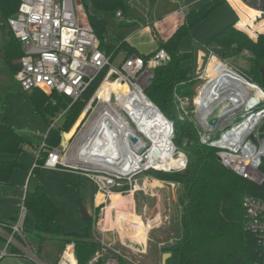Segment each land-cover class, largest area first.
Segmentation results:
<instances>
[{"label": "trees", "instance_id": "obj_1", "mask_svg": "<svg viewBox=\"0 0 264 264\" xmlns=\"http://www.w3.org/2000/svg\"><path fill=\"white\" fill-rule=\"evenodd\" d=\"M98 41V47L111 61L120 52L125 58L137 55L126 41L115 37L116 45H107L105 36L108 24L95 12L106 13L114 19L119 27L127 25L119 21L116 13L125 18L127 2L125 0H78ZM155 1V0H149ZM20 0H0V20L4 28L6 20L12 17ZM225 4L224 0H209L197 8L186 11L182 24L166 39H160L153 29L157 49H164L171 57L170 63L153 70V78L144 95L154 104L160 113L172 124L171 142L186 157V166L177 172L149 170L151 177L180 186L178 203L181 213L179 218L180 235L175 244L168 248L170 257L166 264H261L264 260V249L258 245L256 237L245 230V210L242 205L244 196H251L264 202V179L260 184L245 180L227 168L217 159L216 149L200 143L198 125L193 119L192 99L198 84L196 75V53L202 50L212 52L214 56L227 61L225 56L233 58L245 57L247 64L233 68L254 84L261 87L260 69L264 70V35L258 36L255 42L236 31L232 25L215 35L208 43L192 42V49H181L184 39H192L191 31L200 22L207 19ZM239 13L243 12L239 9ZM9 31V30H8ZM10 38L0 58V112L4 111L6 96L10 93H24L32 106L34 115H39L47 124L48 130L40 141H35L17 132L11 125L0 119V186L1 194L6 195L13 187L11 182L15 170L29 171L19 162V157L27 147L38 146L45 142L48 147L61 146V134L67 132L79 114L89 103L107 72L104 69L100 76L76 100L51 93L46 95L39 90L23 92L12 85L14 74L18 68L17 60L23 52L20 44L10 33ZM249 41V42H248ZM225 49L218 54L213 48ZM145 57V56H141ZM176 97L186 99L187 114L182 119L177 114ZM62 124L50 127L52 120L63 113ZM215 130L213 137L218 136ZM46 159V151H40L39 157L33 160L36 166L30 169V179L34 178L32 188L26 189L23 206L30 212L34 220V232L26 239L39 258L55 264L64 246L73 242L77 264H89V261L101 251L96 236L91 230L89 218L83 222V234L62 235L57 223L58 209L50 201L45 190L38 182V172ZM259 172L264 178V158ZM127 190L128 186H124ZM14 221V220H13ZM7 223V224H11ZM2 239L0 238V244ZM106 259H113L117 264H133L121 255L105 250L103 258L92 264H105ZM24 264H33L25 261Z\"/></svg>", "mask_w": 264, "mask_h": 264}, {"label": "built area", "instance_id": "obj_2", "mask_svg": "<svg viewBox=\"0 0 264 264\" xmlns=\"http://www.w3.org/2000/svg\"><path fill=\"white\" fill-rule=\"evenodd\" d=\"M225 2L235 13L234 29L252 40L264 35V0ZM80 5L78 0H20L16 13L6 20L4 26L20 44L23 52L17 60L18 68L14 74V80L23 92L35 89L46 95L57 93L76 101L104 69H107V72L100 85L104 81L112 80L127 86V96L118 97L112 93L107 105L102 101L104 106L89 122V126L93 125L101 135L83 137L86 129L75 144L83 148L101 147L110 158L109 162L81 163L86 167L76 168L92 181L96 194L102 197L98 205L101 218L105 215L107 206L111 204L113 195L117 194L120 199H125L128 193L132 195L139 189V182L134 176L140 170L131 169L129 161L119 155L123 149L130 148L138 142H142L144 146L147 143L150 145V138L140 129V125L148 123L149 120L140 112V101L134 95L137 92L144 95V90L153 78V70L170 63L171 57L164 49H157L144 58L132 55L114 67L110 56L99 49L91 27L78 17ZM240 7L248 11L249 17L246 22L239 13ZM178 13L184 18L185 7L181 6ZM116 17L119 21L128 23L120 12L116 13ZM0 25L3 26L2 23ZM207 53L211 58H216L212 52ZM227 68L250 86L251 91L237 108L225 115L224 119L230 120L227 121L230 125L223 124L224 126L217 127L219 133L216 137L202 135L200 128H205V125L199 120L198 111L196 121L199 141L216 149L217 159L224 168L245 180L260 184L264 179L259 172L264 158V91L240 75L232 66L229 65ZM254 91H259L261 97H256ZM63 114L64 112L58 114L50 127H55V123ZM163 118L170 124L164 116ZM130 138H134L135 142ZM171 138L172 124L169 126L170 141ZM26 150L34 159L39 157L40 151H46V159L41 168L70 167L67 162L72 159L64 154L63 146L48 147L45 142H41L38 146L27 147ZM185 165L186 161L182 168ZM35 166L33 163L31 169ZM169 184L171 187L175 186L173 183ZM124 186H128V189L123 190ZM242 205L245 210V230L256 237L258 245L264 249V202L251 196H244ZM25 213L26 209L22 205L11 224L0 222L2 239L0 259L17 256L33 264H46L38 257L25 237L23 230ZM104 253L105 249L102 248L89 264L103 258ZM55 264H77L73 242L64 246ZM105 264L117 263L113 259H106ZM261 264H264V260Z\"/></svg>", "mask_w": 264, "mask_h": 264}, {"label": "rangeland", "instance_id": "obj_3", "mask_svg": "<svg viewBox=\"0 0 264 264\" xmlns=\"http://www.w3.org/2000/svg\"><path fill=\"white\" fill-rule=\"evenodd\" d=\"M127 2L128 8L126 12V20L128 21L127 25L119 27L114 19L110 18L106 13L103 12H95L96 15L107 22L108 31L105 36V41L107 45H116V41L113 39L117 37L119 40H124L128 43L129 46L135 47L137 52L141 55H148L152 52L155 47V41L152 32L149 29H145L150 27L151 22L156 21L165 15L171 13L175 8L180 6V0H125ZM188 0H182V5H186ZM225 2V0H224ZM243 12V19L246 20L249 17L248 11L244 10L240 7ZM226 13L232 14L230 9L226 7ZM222 11H219L220 15ZM78 17L86 21V16L83 11L82 6L78 8ZM217 15L214 17H210L205 23H202L200 27L203 29L201 35L203 37H209L217 26L218 21ZM1 22V20H0ZM207 25L209 27H207ZM244 34V33H242ZM249 40L255 42L256 40L250 39L246 34H244ZM9 41V31L7 28H4L0 25V49L1 53L4 51L5 46ZM249 42V41H248ZM218 54L223 53L225 49L223 48H213ZM124 53L120 52L119 55H116V58L113 60L112 64L114 67H117L121 61L124 59ZM1 55V54H0ZM248 56V53L245 57ZM210 57V58H209ZM222 58H226L227 61H222L219 58H214L205 53L202 50H198L196 57V75L198 76V84L195 87V96L192 99L193 111L192 116L194 121L197 124L196 116L198 115V111L200 113V108L196 103V96L200 88L203 84L211 77L221 75L224 73L227 67L236 66L241 68L247 64L245 57L240 58H227L225 56H221ZM211 59V60H210ZM210 60V61H209ZM202 66H199L200 63ZM227 65V67L225 66ZM245 67V66H244ZM112 80H110L111 82ZM12 85L18 86L16 81L11 82ZM257 87L261 88L259 85L255 84ZM125 90V87H124ZM97 91V90H96ZM181 101H179V100ZM176 105H177V114L179 118L183 117V113L187 114V105L188 102L186 99H181L176 97ZM154 105V104H153ZM103 102L100 99H97L96 92L93 97L89 101L87 105L83 108L78 118L74 122V124L68 129L67 132H63L61 134V146L64 148V154L67 156L70 154L71 150L75 147L77 138L82 134L88 127L89 122L96 116L98 110L103 107ZM155 106V105H154ZM1 107V106H0ZM156 107V106H155ZM157 108V107H156ZM198 108V109H197ZM160 112V111H159ZM2 114L5 119L4 122L8 125H12L15 130L21 133L24 136H27L35 141H40L46 131L48 130V124L39 116L34 115L32 112V106L28 98L24 93L21 94H8L5 99L4 111L0 112V119ZM224 121V122H223ZM227 118H223L217 127H221L223 124H229ZM52 124V123H51ZM62 124V120H58L55 123V126H59ZM51 126V125H50ZM224 126V125H223ZM228 126V125H227ZM74 129V131H73ZM202 131V135L208 136L212 135V133H207L205 128H200ZM72 133V135H70ZM70 136V137H69ZM173 137V134H172ZM174 152H173V160L178 158H183L186 161V157L183 152L176 148V146L172 143ZM149 151L148 143L145 145L144 150L141 152L140 158L144 159L147 156ZM26 156H28L31 161L34 160V156L30 152H24ZM141 163L140 171L134 176V179L142 184L148 181L145 187H142L140 191H135L131 201L133 200L131 207V211L135 208V213L142 217L143 220L138 219V217L134 216L132 212H125L126 208L124 205L125 202L130 201V196L127 195L126 199H120L119 197L111 198V207L113 208L107 210L105 216L100 218V210L93 211L91 217H89V224L92 232L95 233H109V232H119V237L115 240L113 245H108L107 242L99 239L96 242L99 244L98 246L104 248L106 251L108 250L110 253L118 254L127 258L133 264H161L162 254L169 253L168 248L171 244L176 243V239L180 235V205L178 203V197L180 194V186L175 185L171 187L169 183H155L153 182V177H151L147 172L153 168L143 169ZM186 166V165H185ZM69 168V167H67ZM71 168V167H70ZM74 168V167H73ZM79 168V167H78ZM185 168V167H184ZM184 168L180 169H170L168 165L163 164L160 169H155L159 171L165 172H177L181 171ZM76 169V168H75ZM153 169V170H154ZM78 181L75 182L73 187L74 190V205L73 207L77 210L80 221H82V212L80 204L78 203V198L80 197L82 203L90 199V196L93 194L91 183L83 177H81V190L79 192V197L76 198L75 192L77 190L78 185H76ZM34 184V178L31 179L30 189ZM14 188V187H13ZM129 203V202H128ZM131 204V203H130ZM71 204L67 205L66 201L64 204L62 203L61 215H63L64 219H66V226L73 229L71 231H77L75 225L69 221H71L67 209L70 208ZM83 206V205H81ZM109 206V205H108ZM107 206V207H108ZM84 208V206H83ZM85 209V208H84ZM112 210V212H111ZM112 213V216L110 214ZM158 214V217H157ZM156 216V217H155ZM112 217V218H111ZM132 218L134 219L135 226L130 227ZM156 218V219H155ZM155 219V220H154ZM78 221V224L81 225V222ZM149 223V224H148ZM77 224V225H78ZM116 228V229H115ZM110 230V231H109ZM25 236L30 238V233H25ZM132 236V238H131ZM121 237V239H120ZM136 241L141 242L134 244ZM132 247V251L126 248L124 245ZM2 244V243H1ZM100 252V251H99ZM98 253V252H97ZM130 258V259H129ZM41 259V258H40ZM42 260V259H41ZM44 263L49 264L48 262L42 260ZM0 264H21V260L18 257L7 256L0 259Z\"/></svg>", "mask_w": 264, "mask_h": 264}, {"label": "crops", "instance_id": "obj_4", "mask_svg": "<svg viewBox=\"0 0 264 264\" xmlns=\"http://www.w3.org/2000/svg\"><path fill=\"white\" fill-rule=\"evenodd\" d=\"M179 2H180L179 7L175 8L171 13L165 15L164 17H162L156 21L151 22L150 27L145 26L146 27L145 29L146 30L149 29L150 32H151V29H153L154 32L156 33V35L160 39L166 40L183 22V17L181 15H179V13H178V9L181 6L185 7V10L188 11L192 8H197L203 4H206L207 2H209V0H188L186 5H182L183 4L182 0H180ZM226 7H228L230 9V11L232 13L231 15L229 13L225 12L224 9ZM244 10H246V9H244ZM219 11H222V12H220L221 13L220 15L218 14ZM241 12H242V10H241ZM216 15H217V18L219 17L218 19L217 18L216 19H217L218 23H220L217 26H220V27H216L217 29H215L209 37H206V38L203 37L201 35V33L203 32L202 30L204 28L202 29L200 27V25H202V23H205L210 17H213V16L215 17ZM235 20H236V16H235L233 9L225 2V4L221 8H219L211 16H209L204 21L200 22L197 26H195L192 29V31H191L192 39H184L181 43V49H183L185 51L191 50L193 41H196L200 44L208 43L215 35H217L221 31H223L226 27L231 26V25L233 27ZM207 27H209V26L207 25ZM238 32H240V31H238ZM152 34H153V32H152ZM153 37H154V41L156 44L154 34H153ZM9 38H10V34H9ZM127 45H128V43H127ZM130 47L134 49L135 54H137L139 56H146V55L139 54L135 47H132V46H130ZM156 48H157V44H156V47L153 51H155ZM152 52H150V53H152ZM0 54H1L0 55V58H1V56L3 54V51L1 53V49H0ZM123 55L125 58V53ZM196 57H197V53H196ZM200 63H201V61H200ZM199 66H202V63L199 64ZM10 94H12V93H10ZM19 162H21L23 165H25L27 168H29V171L26 172V171H22V170H15L13 172L11 182L14 184V188H12L6 195L1 194V186H0V222H4V223L13 222L19 208L23 205V199L25 196L26 189L28 187H30V183H31V182L29 183L30 169L32 167L33 161H31V159L28 156H26L25 154H22L19 157ZM81 177H83V179H85L91 183L92 190H93V194L90 196V199L86 201V203L85 202L82 203V201L79 197V192L81 190L80 188H81V184H82L81 183ZM76 181H78V183L76 184V185H78V187H77V190L75 192V196H76V198L79 197L78 203L84 206L86 212L89 214V217H91L93 211L98 209V205L100 204V202L102 200L98 202L97 198L100 195L96 194V191H95V188H94L92 181L83 172H81L80 170L75 169L73 167H71V168L70 167L69 168H67V167L66 168H56V169L40 168V170L38 172L39 184L45 190L50 201L58 209L57 223L59 225V229H60V232L62 235L83 234L85 232V226L83 225L84 221H80L78 212H77V210H75L76 208L73 207L74 200H75V197H74L75 188L73 187V185L75 184ZM147 182L148 181H146V182H144V184H142V182L139 181V189L137 191H140V189H142V187H145L147 185L145 183H147ZM153 182L163 183V181H160L157 179H153ZM133 195H134V193L129 198L126 197L127 199H130V201H128L129 203L125 202L126 203L124 205V207L126 208L125 212H132L130 209L134 205V204H132L133 200L131 201V198L133 197ZM65 201H66L67 205L71 204L70 208L67 209L69 217L71 219V221H69L68 224L70 222H72L75 225L77 231H75V230L71 231L73 229H70V227L66 226V219H64L63 215H61L62 203L64 204ZM111 212H112V210H111ZM111 212H110V214L112 216ZM135 212L136 211L134 208L132 213L134 214ZM134 216H136V217H138V219H141L142 221L146 222L137 213H135ZM157 217H158V214H157ZM78 221L81 222V225L78 224ZM131 223L132 224H129L130 227L135 226L133 218L131 220ZM23 230H24V234L26 232L30 233V234L34 232L33 216L27 210H26L24 220H23ZM109 233L111 234V236H110L111 240L110 241H107L105 238L98 236L97 233H95L94 235L96 236V240L101 239V240L107 242L108 245L111 246L115 243L117 236L119 237L120 234L118 231H116V233L114 231L112 233L111 232H109ZM131 238H132V236H131ZM120 239H121V237H120ZM132 241H134V240H132ZM137 243H141V242L136 241V243H135V241H134V244H137ZM122 245H124L126 248L130 249L131 251L133 249L132 247L126 246L123 243H122ZM14 257H17V256H14ZM18 258L21 260V264H24L25 259L20 258V257H18ZM25 261H28V260H25Z\"/></svg>", "mask_w": 264, "mask_h": 264}, {"label": "bare ground", "instance_id": "obj_5", "mask_svg": "<svg viewBox=\"0 0 264 264\" xmlns=\"http://www.w3.org/2000/svg\"><path fill=\"white\" fill-rule=\"evenodd\" d=\"M250 91L251 87L228 68L225 69L224 73L221 75L209 78L200 88L198 95L196 96L197 106L201 110L198 115L199 120L203 122L204 119L208 117L220 104L224 105L222 108V115H227L231 112V110L240 105ZM112 93H115L118 97H125L128 94L127 86L119 81H104L97 89L96 96L107 105L110 101V95ZM254 95L256 97H261L259 91H254ZM134 96L140 101V112L143 113L149 120L148 123L144 125L142 123L140 125L141 132L150 138L151 143L148 146L149 151L144 159L140 158L141 152L144 150L145 146L142 142H138L130 148L123 149L121 155H118L124 160H128L130 168L135 171L140 169L141 163H144L142 165L143 169H160L163 164L168 165L170 169L182 168L185 164L183 158L173 160L174 148L169 139L170 124L166 122L158 109L145 99L143 93L137 92ZM70 135H72V133ZM100 135V132L96 130L93 125H88L87 130L82 136L96 137ZM69 158L72 160L75 159L80 163L95 162L100 164L110 161L108 154L103 148H83L80 145H76L71 150ZM130 195L131 193H128V196ZM113 197H119V195L115 194L111 198ZM97 200L98 202L101 201L102 197L98 196ZM111 204L106 208V212L107 210L113 208V206L111 207Z\"/></svg>", "mask_w": 264, "mask_h": 264}, {"label": "water", "instance_id": "obj_6", "mask_svg": "<svg viewBox=\"0 0 264 264\" xmlns=\"http://www.w3.org/2000/svg\"><path fill=\"white\" fill-rule=\"evenodd\" d=\"M260 73H261V89L264 91V70L260 69ZM145 98L147 101H149V99L147 97H145ZM252 102H253V100H252ZM223 107H224V105H222V104L218 105L211 112V114L204 119L203 122H204L205 129H206L207 133H213L217 129V125L219 124V122L225 117V115H222V108ZM170 124H171V122H170ZM130 139L133 142H135L134 138H130ZM67 165H69L70 167H74V168L86 167L85 165L81 164L77 160H69L67 162ZM80 207H81V212H82V221H85L89 217V214L86 212V210L83 208V206H81V204H80ZM97 235L105 238L107 241L111 240V237H110L111 234L110 233H103V234L97 233ZM169 257H170V253L162 254L161 264H166V260Z\"/></svg>", "mask_w": 264, "mask_h": 264}]
</instances>
